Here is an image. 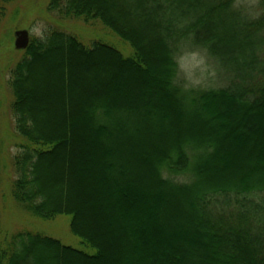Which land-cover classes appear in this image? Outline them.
<instances>
[{
	"label": "trees",
	"instance_id": "1",
	"mask_svg": "<svg viewBox=\"0 0 264 264\" xmlns=\"http://www.w3.org/2000/svg\"><path fill=\"white\" fill-rule=\"evenodd\" d=\"M26 1L0 0V31ZM239 1L47 2L62 20L101 24L128 51L56 28L21 51L7 86L24 143L8 160V193L29 218H63L76 243L18 232L0 243V264H105L108 245L86 214L96 207L77 204L108 200L110 189L107 208L123 206L115 219L133 224L113 230L129 246L115 264H264V0L253 11ZM192 49L214 62L223 87L184 86L177 61ZM157 65L162 78L150 81ZM86 140L102 154L82 152ZM134 198L142 202L127 207ZM169 221L176 230L163 241Z\"/></svg>",
	"mask_w": 264,
	"mask_h": 264
},
{
	"label": "rangeland",
	"instance_id": "2",
	"mask_svg": "<svg viewBox=\"0 0 264 264\" xmlns=\"http://www.w3.org/2000/svg\"><path fill=\"white\" fill-rule=\"evenodd\" d=\"M48 1L49 0H27L22 5H19L14 11L8 14L3 25L4 27L0 31V243L2 244L7 237H11L18 232L23 231L39 232L49 237L58 239L65 244L76 243L75 239L69 234L67 222H65L63 218L55 223H44L37 219L31 217L29 218L15 208L8 193V185L14 178L8 160L16 154L18 146L24 143L18 138L14 130L13 117L10 111L11 96L7 86V82L10 78V71L17 61L21 59V51H23L15 49L14 33L19 30H26L29 33V39H38L41 38L47 30L56 28L74 35L81 42L88 45L93 42L101 41L114 47L115 49L117 48L124 54L128 51L124 48L122 42L114 36V34L99 23L85 25L79 21L62 20L56 14L47 12L46 4ZM256 3L257 0H240L237 2V5L242 6L246 11L247 9L253 11ZM177 62L179 71L178 77L186 88H216L221 86L223 87L225 85V77H223L219 72L214 62L210 60L201 50L192 49L180 56ZM84 75L85 77H88L86 73L82 74V76ZM161 78V66L157 65L155 66V72H153L149 79L150 81H154ZM46 89V86H41L39 91L44 92ZM128 91H130V88H128ZM131 92L135 95L148 94L152 96V92H150V90L147 88L143 89L140 86L132 88ZM56 103L57 101L55 104ZM44 105L41 107L45 109L47 105ZM56 122L59 123V121ZM83 143L84 146H82L81 151L84 153L88 152L86 153L87 155L89 153L93 156L102 154L101 152L103 149L98 147L95 149L93 148V140L91 142H87L86 140V142ZM135 147L136 146L134 145L130 148L131 153H146L151 150L146 145L145 147L143 146L138 149H135ZM119 149L120 148L117 145L115 150L116 152L114 151V158L115 155H120ZM138 150H140L139 153ZM82 152L80 153L84 155ZM140 155L143 159H146L147 157V153ZM126 180L127 183H132V186L138 190L137 192L141 196H149V191L143 187V184L138 182L139 180H137V182H133L129 178ZM115 192L116 191L112 189L108 191V200H105L104 194L102 197L100 196L101 194H96L95 196L96 198L98 197L97 199H93L91 201L86 199L85 201V198L83 197L84 202L77 204L78 207H83V205H89L90 207V204L96 207V209L90 207L91 211H88L87 209L86 214H88V218L92 221V223L100 229L99 232L102 235L103 240L108 245L109 250L107 249L108 254L106 256L109 257H107L105 264H115L118 261L119 258L117 257V251L120 250L121 245L126 249L129 247L127 244L124 245L122 237L120 242L117 241V237L114 235L113 230L122 228L126 231L129 228H133V224L125 222L123 225L121 221L115 219L118 217V215H116L118 210L122 213L125 211L123 206H120L119 209H115L114 207L111 210L108 209L114 204L113 202L116 197ZM73 200L75 199L73 198ZM131 200H129L128 204L126 203L127 207H134L138 198ZM152 200L153 201L148 200L147 202L143 201L144 206H151L155 201L154 199ZM170 221L169 225L163 228V231L165 232L163 241L167 240V233H170L172 230H176V224L174 225V223ZM130 243L131 241H128V244ZM106 252H104V255Z\"/></svg>",
	"mask_w": 264,
	"mask_h": 264
},
{
	"label": "water",
	"instance_id": "3",
	"mask_svg": "<svg viewBox=\"0 0 264 264\" xmlns=\"http://www.w3.org/2000/svg\"><path fill=\"white\" fill-rule=\"evenodd\" d=\"M14 47L16 50H25L29 45V33L26 30H19L14 33Z\"/></svg>",
	"mask_w": 264,
	"mask_h": 264
}]
</instances>
